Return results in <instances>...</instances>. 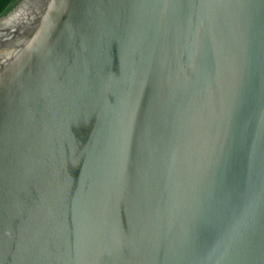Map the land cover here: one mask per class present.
<instances>
[{
  "label": "water",
  "instance_id": "water-1",
  "mask_svg": "<svg viewBox=\"0 0 264 264\" xmlns=\"http://www.w3.org/2000/svg\"><path fill=\"white\" fill-rule=\"evenodd\" d=\"M0 264H264V0L1 16Z\"/></svg>",
  "mask_w": 264,
  "mask_h": 264
},
{
  "label": "trees",
  "instance_id": "trees-1",
  "mask_svg": "<svg viewBox=\"0 0 264 264\" xmlns=\"http://www.w3.org/2000/svg\"><path fill=\"white\" fill-rule=\"evenodd\" d=\"M20 0H0V17L12 10Z\"/></svg>",
  "mask_w": 264,
  "mask_h": 264
}]
</instances>
